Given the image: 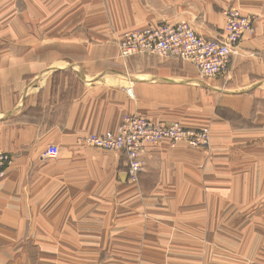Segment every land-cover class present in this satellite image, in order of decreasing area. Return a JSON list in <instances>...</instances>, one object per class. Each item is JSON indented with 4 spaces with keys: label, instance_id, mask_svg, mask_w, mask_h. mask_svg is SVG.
<instances>
[{
    "label": "crops",
    "instance_id": "obj_1",
    "mask_svg": "<svg viewBox=\"0 0 264 264\" xmlns=\"http://www.w3.org/2000/svg\"><path fill=\"white\" fill-rule=\"evenodd\" d=\"M0 2V32L23 33L0 40V150L11 157L0 179V264H90L96 247L153 257L141 264H209L212 241L231 239L241 209L255 207V169L240 162L264 160V0ZM228 8L254 18L225 76L119 55L130 28L180 21L220 38ZM126 114L208 127L209 145L147 143L129 180L123 152L78 142L116 131ZM51 144L56 158L42 154Z\"/></svg>",
    "mask_w": 264,
    "mask_h": 264
},
{
    "label": "built area",
    "instance_id": "obj_2",
    "mask_svg": "<svg viewBox=\"0 0 264 264\" xmlns=\"http://www.w3.org/2000/svg\"><path fill=\"white\" fill-rule=\"evenodd\" d=\"M224 34L218 38H205L187 23H160L123 31L118 38L122 57L150 54L191 62L205 76L223 74L230 55L238 47L245 32L252 30L253 16L237 8L224 11ZM168 139L171 144L184 141L195 148L209 144L208 129H185L176 122H158L139 114L123 116L116 131L80 137L78 142L105 150H118L127 157L126 175L135 181L142 170L141 154L147 143ZM56 145H48L45 157H55ZM11 163L8 153H0V176Z\"/></svg>",
    "mask_w": 264,
    "mask_h": 264
},
{
    "label": "rangeland",
    "instance_id": "obj_3",
    "mask_svg": "<svg viewBox=\"0 0 264 264\" xmlns=\"http://www.w3.org/2000/svg\"><path fill=\"white\" fill-rule=\"evenodd\" d=\"M1 3V2H0ZM3 3V2H2ZM0 13H6V9L1 11ZM20 22L22 23V18H20ZM180 22V21H179ZM8 20L7 17H0V25H7ZM13 25V23L11 22ZM14 27V26H13ZM137 28V27H136ZM128 29V28H127ZM135 29V28H130ZM126 31V30H125ZM118 33H114V35L117 36ZM15 38L22 39L23 33H3L0 32V40ZM202 76L207 77L201 73ZM209 78V77H207ZM71 93L68 92L65 97H70ZM170 123V122H169ZM245 125L249 124V122L243 123ZM209 129V128H208ZM261 131L262 130H258ZM113 132V131H112ZM259 133V135L261 134ZM209 135V134H208ZM253 137V135L251 136ZM209 145V144H208ZM94 147V146H93ZM263 147V146H262ZM259 148L258 151H263V148ZM97 148V147H96ZM24 149L21 148L20 151H23ZM8 153L7 151L0 150V153ZM261 156L263 155L262 153ZM49 158V157H48ZM52 158H56L52 157ZM250 165V171L253 173V169H255L254 173V180L257 188L256 192V202L253 204L255 205L254 208L248 209V211L242 212L241 209V217L246 215L245 219H241V224H237L234 226V229H236V233L233 235L231 239H226L221 237L219 238L220 241H212V244L210 246L214 247V258H207V261L209 264H264V160H257L255 164L247 163V161H241L240 162V168L241 169H247ZM261 168V170H260ZM260 173V177L258 175L255 176V174ZM4 175L0 178L2 179ZM263 177V178H261ZM241 183H246L241 175ZM39 193L33 194L34 198L38 197ZM235 214V210H234ZM225 216L226 211H225ZM224 216V217H225ZM231 216V215H229ZM235 219V218H234ZM238 229V231H237ZM120 247L119 242H115L114 245H112V249H116ZM105 249L97 248L90 254L92 257L90 258L91 262H87L90 264H126V261H128V264H141V260H153V257L151 258H132V257H119V256H104ZM188 259V257L184 258ZM198 263H202L205 260L203 257H197L195 258ZM218 260V261H215ZM166 263V262H165ZM196 264V263H192Z\"/></svg>",
    "mask_w": 264,
    "mask_h": 264
},
{
    "label": "bare ground",
    "instance_id": "obj_4",
    "mask_svg": "<svg viewBox=\"0 0 264 264\" xmlns=\"http://www.w3.org/2000/svg\"><path fill=\"white\" fill-rule=\"evenodd\" d=\"M247 32H245L244 34H243V36L246 34ZM121 35V34H120ZM242 36V37H243ZM120 37V36H119ZM118 37V38H119ZM117 47H118V52H119V55L121 54L120 53V50H119V46H118V39H117ZM231 56V55H230ZM230 56H229V58H228V61H227V64H226V69H225V72L223 73V74H217V75H215V76H225V74H226V72H227V67H228V64H229V59H230ZM215 76H213V77H215ZM177 123V122H176ZM179 124V123H178ZM180 125V124H179ZM181 126V125H180ZM182 127V126H181ZM183 128H185V127H183ZM185 129H193V128H185ZM207 129H208V127H207ZM112 132V131H111ZM208 134H209V129H208ZM208 137H209V135H208ZM95 147V146H94ZM98 148V147H97ZM195 148V147H194ZM3 175H1L0 176V178L2 177Z\"/></svg>",
    "mask_w": 264,
    "mask_h": 264
}]
</instances>
